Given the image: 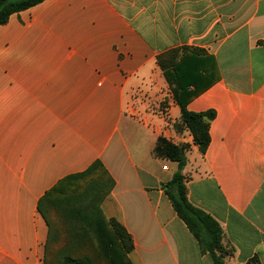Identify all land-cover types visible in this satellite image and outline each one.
I'll list each match as a JSON object with an SVG mask.
<instances>
[{"label":"crops","instance_id":"obj_1","mask_svg":"<svg viewBox=\"0 0 264 264\" xmlns=\"http://www.w3.org/2000/svg\"><path fill=\"white\" fill-rule=\"evenodd\" d=\"M181 48L204 51L180 53L199 63L187 109L215 112L204 153L175 130L158 63ZM161 136L189 146L187 196L220 224L224 264H264V0H44L12 14L0 24V264H44L74 232L52 219L69 210L52 192L95 171L114 182L100 206L132 236L133 264H216L162 188L178 165L154 154Z\"/></svg>","mask_w":264,"mask_h":264},{"label":"trees","instance_id":"obj_2","mask_svg":"<svg viewBox=\"0 0 264 264\" xmlns=\"http://www.w3.org/2000/svg\"><path fill=\"white\" fill-rule=\"evenodd\" d=\"M42 1L44 0H0V24H5L12 14ZM181 51L204 54V51L199 49H174L162 54L158 63L164 70L174 99L181 110L180 121L174 124L175 130L189 131L194 143L204 153L210 144L209 128L215 112L195 113L187 109L188 101L199 93L197 90H190V86H197L199 63L194 61L195 58L180 57ZM188 149L186 144H175L163 136L158 138L154 154L178 165L172 179L163 184L162 188L202 251L210 253L216 264H224V257L230 255L232 249L223 244V230L220 224L210 214L194 206L187 196L183 169L187 163ZM96 173L95 171L76 181L74 188L64 194L57 195L55 190L52 192L54 197H59V201L51 203L52 207L69 208L68 212H64V218L69 217L76 221L81 228L78 240H86V245L72 248L70 244L74 234L60 233L59 241L47 249L44 264H133L129 258V254L134 250L132 236L115 219H107L100 206V194L107 193L114 182L108 174L105 177H97ZM63 196L68 197L60 199ZM52 219L58 222V225L64 226L62 220L56 216L53 215Z\"/></svg>","mask_w":264,"mask_h":264},{"label":"rangeland","instance_id":"obj_3","mask_svg":"<svg viewBox=\"0 0 264 264\" xmlns=\"http://www.w3.org/2000/svg\"><path fill=\"white\" fill-rule=\"evenodd\" d=\"M2 155H0V158H1ZM2 172V169H1V163H0V174ZM64 225H67L69 226L70 228L73 229L74 232H72L71 234H74L72 237V240H71V244L70 246H72V248L74 247H78L80 245H86V240L84 239H79L78 240V235H80L81 231H80V226L76 223V221L74 220H71L69 217L68 218H63L62 219ZM90 248V245L89 247Z\"/></svg>","mask_w":264,"mask_h":264},{"label":"built area","instance_id":"obj_4","mask_svg":"<svg viewBox=\"0 0 264 264\" xmlns=\"http://www.w3.org/2000/svg\"><path fill=\"white\" fill-rule=\"evenodd\" d=\"M165 169L167 168V167H164Z\"/></svg>","mask_w":264,"mask_h":264}]
</instances>
